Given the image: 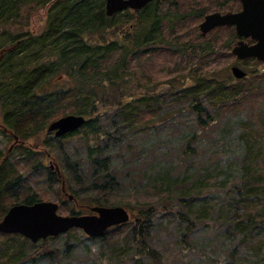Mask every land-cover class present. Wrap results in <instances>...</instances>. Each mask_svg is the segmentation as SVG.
I'll return each instance as SVG.
<instances>
[{
    "label": "trees",
    "instance_id": "16d2710c",
    "mask_svg": "<svg viewBox=\"0 0 264 264\" xmlns=\"http://www.w3.org/2000/svg\"><path fill=\"white\" fill-rule=\"evenodd\" d=\"M192 1L182 0L178 4L172 0L173 5H169L172 9L154 2L134 14L116 12L107 16L105 0H0L1 123L13 138L25 140L45 132L48 124L61 116L76 114L87 118L79 129L57 138L60 142L53 145L58 147L61 140L75 135L86 145L88 167L84 182L89 188L87 194L84 191V203L78 201V192H70L72 178L64 176L66 190L81 206L122 204L131 212L137 211L133 212L130 221L107 229L100 237L101 242L103 239L114 240L105 249L110 253L108 260L111 264H162L164 254L150 249L144 241L147 230L156 226V221L151 219L156 206L146 203L151 201L153 194L163 192L183 202L185 208H192L197 203L194 197L205 196V191L201 192L206 189H198L197 195L181 200L170 185H165V179H171V172L166 171L159 179L148 182L142 191L124 195L118 174L110 172L107 158L102 156L105 145L98 146V142L108 135L91 117L96 109L113 111V117L127 132L147 133L160 124L161 109L167 104L188 109L202 132L216 127L229 133L239 128L241 135L250 141L255 142L252 136L261 139L256 144L258 153H248L242 159L238 174L232 177L234 196L228 200L227 206L230 212L233 211L228 219L232 222L231 231L237 236L236 248L242 259L264 261V68L253 58L242 60L238 63L248 66L246 76L235 81L228 70L230 63L200 75L179 71L186 62L190 63L200 54L209 56L214 46L220 44L230 50L235 43L234 29L227 26L212 30L206 37L198 33L197 27L193 37L189 32L184 37L178 35L174 29L184 26L180 24L187 20L186 17H202L206 12L203 8L197 9V5L196 8L190 7ZM40 8H46V17L44 25L36 30L30 27V21ZM215 8L219 9L217 4L209 5L210 10ZM164 22L175 41H170L165 34ZM220 32L228 33V42L218 35ZM181 37L185 40L180 41ZM171 51L174 54L159 57ZM228 55L232 56L229 52ZM167 59L177 62L169 65L171 62L168 63ZM156 60L165 63L170 70L177 69V73L173 72L165 81L152 79L155 78L153 67ZM200 64H203L202 59ZM225 70L228 72L224 76ZM240 116L243 117L240 121L233 122ZM42 145L53 147L48 139ZM2 150L0 148V219L15 203L31 204L45 200L42 196H46L45 192L40 196L31 192L29 175L25 177L19 173L13 161L8 159L10 156L3 154ZM34 152L20 145L17 157L13 159L15 163L20 160L28 162ZM39 160L34 171L39 170L44 175L45 170L51 177L53 173ZM173 178L177 180V177ZM212 178L205 184L215 182L216 177ZM57 197L61 200L59 190ZM209 202L214 200L204 197L200 201L201 207L193 213L203 216L206 210L208 213L214 211L213 204L207 207ZM67 207L61 203L57 212H86L81 211L80 206L78 212ZM171 212L180 216L178 212L169 211L167 217ZM180 217L183 219V215ZM186 220L188 225L181 228L179 243L181 248L189 249L194 248L186 241L192 222ZM121 238V244L117 245ZM40 241L43 244L45 239ZM25 242L20 234L0 233V264L19 263L26 256ZM36 252L42 256L49 253L45 245ZM139 257L144 258V263L137 259Z\"/></svg>",
    "mask_w": 264,
    "mask_h": 264
},
{
    "label": "rangeland",
    "instance_id": "374dc122",
    "mask_svg": "<svg viewBox=\"0 0 264 264\" xmlns=\"http://www.w3.org/2000/svg\"><path fill=\"white\" fill-rule=\"evenodd\" d=\"M176 1L178 4L182 2V0ZM237 2L236 0H196V2H191L192 6L189 3V6L196 8L195 5H197V9L203 8L206 10L205 13L224 12L227 11L229 4L230 7L238 6ZM215 4L218 5L219 9L210 10L209 5L214 6ZM167 7L172 9L170 6ZM45 17L46 8H40L32 16L30 27L36 30L40 29L44 25ZM185 19L187 20L180 24L184 26L177 27L174 29L175 32L182 37L189 32L193 37L194 29L197 27L200 34L198 24L202 17L197 16L192 19L186 17ZM163 25H166L164 30L169 40L175 41V37L172 31L168 30L167 24L164 22ZM218 35L227 40L228 33L220 32ZM182 37L179 39L180 41L185 40ZM211 50L209 56H204L207 53L200 54L193 58L190 63L186 62L183 68H179V71L200 75L207 71L222 68L228 63L231 65L234 62L235 56L232 55L231 49L227 50L226 47L218 44ZM228 52L232 56H229ZM170 54L174 53L171 51L159 57L164 58ZM215 54L220 56L214 58ZM155 57L158 58L157 55ZM201 59L203 64H200ZM209 59L214 60L210 63ZM167 60L168 63L171 62L169 65L176 61ZM155 63L156 65L153 67L155 78L152 79L159 81L164 79L163 81H165L169 75H173V72L177 73V69H168L166 64L160 60H156ZM168 67L170 68V66ZM240 67L244 70L248 69L247 65H240ZM228 70L223 71L222 74L225 76ZM152 83L151 80L150 85ZM164 91L165 88L162 89V92ZM184 108V106L179 108L178 104L164 106L161 109L162 116L160 115L158 119L160 124L147 133L127 132L123 124L113 117V111L96 109L95 114L91 117L96 119L100 130L106 131L108 135L107 138L104 137L98 142V146L103 147L105 145V152L102 156L107 158L106 164L110 172L113 171L118 174L119 182L124 188V195L133 191H142L148 182L159 179L160 174L166 173V171L171 172V179H165V185H170L171 190L176 191L181 200H188L191 196L197 195L198 189H206L201 192L203 194L205 191V196L203 194V196L194 197V202L197 203L192 208L191 206L185 208L183 202L180 200L179 202L176 197H171L169 194L163 192L153 194L150 197L151 201L146 204L156 206L153 217H151L156 221V226L147 230L144 237L146 245L150 249L164 254L162 264H264V261L258 258H252L249 262L244 261L242 255L238 253L239 249L236 248L238 239L231 231L232 222H229L228 219L233 211L230 212L227 206L228 200L234 196L231 184L235 181L232 177L238 174L242 159L248 153L252 151L258 153L259 146L256 144L260 143L261 139L252 136L255 142L250 141L245 138V135H241L239 128L232 129L229 133L223 132L224 130L220 131L216 127L202 132L194 122V115ZM242 118V116L237 117L233 119V122H238ZM75 136L61 140L58 147L53 145V143L57 144V138L53 133L47 131L30 139H18L14 143L13 136L6 132L3 133L0 127V147L4 149V151L2 150L3 154L10 156L8 159L13 161L19 173L25 177L29 175L27 178L31 192L38 196L45 192L46 196H42L45 200H58L56 192L59 190L60 184L53 183L51 178L49 180V175L45 170L42 169L45 172L44 175L39 170L34 171V165H38L39 159L46 169L49 168L48 163L52 160L53 166H56L57 171H61L62 176L66 175V178H72V182H74L71 191L70 189L69 191L78 192V201L84 203L82 199H85L89 188L88 184L84 182V173L88 167L85 161L86 145ZM47 139L52 143V148L42 145ZM128 144L130 148L127 147ZM20 145L35 151L34 157L30 158L28 162H21L20 160L15 163L14 159L17 157V150ZM187 145L189 146L185 151ZM47 152L50 157L46 155ZM173 177H177V180ZM212 177H216L215 182L205 184L210 178L211 180L214 179ZM180 181H183V184H180ZM204 197L214 200L213 203L209 202L207 206L213 204L214 211L208 213L206 210L203 216L195 215L193 211H197L201 207L200 201ZM63 203L68 205L67 208L76 207L75 202L68 201L66 198ZM127 209L129 210V208ZM221 209L222 213L218 214ZM169 211L180 213V216L183 215V219L173 215L172 212L167 217ZM133 212L136 213L137 211H130L131 217H133ZM171 217L172 219H170ZM186 218L192 222L186 241L194 248L189 249L181 248L182 245L179 243L181 240L180 230L188 225ZM75 230H69L55 237H48L43 244L41 241L31 242L26 239L24 244L26 256L17 264H111L108 260L110 253L105 249L112 245L114 241L112 238L103 239L101 242L100 237L91 238L80 229L76 228ZM122 239L118 241L117 245L121 244ZM43 245L49 251L44 256L36 252ZM234 248L236 249L233 250ZM137 259L144 263V258L139 257Z\"/></svg>",
    "mask_w": 264,
    "mask_h": 264
},
{
    "label": "water",
    "instance_id": "95a60500",
    "mask_svg": "<svg viewBox=\"0 0 264 264\" xmlns=\"http://www.w3.org/2000/svg\"><path fill=\"white\" fill-rule=\"evenodd\" d=\"M152 0H105V14L126 8L140 9ZM241 9L236 12H212L205 15L199 24L201 35L217 26H233L239 38L231 52L239 60L256 58L264 66V0H238ZM254 41L248 43L244 39ZM232 75L242 78L245 71L238 65L231 66ZM86 122L82 115L67 114L53 120L47 127L55 137L73 132ZM53 167V164L50 163ZM64 184V182H63ZM73 198L69 194V199ZM58 204L50 200H38L34 203H16L8 208L0 220L1 233H18L31 242L47 237H54L69 229H80L88 237H99L112 226L125 223L129 213L123 206H89L91 213L66 214L57 213Z\"/></svg>",
    "mask_w": 264,
    "mask_h": 264
},
{
    "label": "flooded vegetation",
    "instance_id": "af4514ba",
    "mask_svg": "<svg viewBox=\"0 0 264 264\" xmlns=\"http://www.w3.org/2000/svg\"><path fill=\"white\" fill-rule=\"evenodd\" d=\"M154 2H156L157 5H161L163 8H166L167 6H169L170 4H172V3H171L172 0H152V1L148 2L146 5H148V4H150V3H154ZM237 4H238L239 6H233V7H231V9H228L227 11H238V10L241 8V4H239L238 2H237ZM146 5H145V6H146ZM145 6H143V7L140 8V9L126 8V9H124V10L118 11L117 14H118V13H122V12H123V13H124V12H127V13H129V14H134L136 11H140V10H142ZM227 6L230 7L231 5L229 4V5H227ZM202 16H203V15H202ZM196 24H197V23H196ZM198 25H199V24H198ZM233 29H234V28H233ZM234 36H235V43H236V42L239 40V38L235 35V32H234ZM245 40H249V39L246 38ZM0 127H1L2 130H5L6 133H8V134L11 135V133L8 132V131L3 127V125H0ZM17 141H18L17 137H14V143H16ZM56 141H59V142H60L59 139H57ZM3 151H4V149H3ZM46 155L50 157V154H49L48 152L46 153ZM50 160H51V159H50ZM51 161H52V160H51ZM51 163H53V161H52ZM53 164H54V163H53ZM48 166H49V170H50V172L53 173V175H52L51 177H49V180H50V178H51L53 183L57 182V183L60 184V186H59V191H60V194H61V200L58 198V200L56 201V202L58 203V205H60L61 203H63V201L65 200V198L68 199V200H70V201L75 202V197L69 199V195H68V194H69L70 192H68V191L66 190L65 181H64V176H62L61 171H57L55 165H54L53 167H51V166H50V161H49V163H48ZM63 182H64V184H63ZM56 193H58V191H57ZM77 203H78V201H77ZM75 206H76V207L80 206L81 211H82L83 209H84V210L86 209V207H84L83 205L81 206L79 203H78V204H75ZM86 212L89 213V211H87V210H86ZM82 213H83V212H82ZM82 213H81V214H82Z\"/></svg>",
    "mask_w": 264,
    "mask_h": 264
},
{
    "label": "bare ground",
    "instance_id": "6f19581e",
    "mask_svg": "<svg viewBox=\"0 0 264 264\" xmlns=\"http://www.w3.org/2000/svg\"><path fill=\"white\" fill-rule=\"evenodd\" d=\"M71 210H72V211H75V212H78L77 207H74V206L71 207Z\"/></svg>",
    "mask_w": 264,
    "mask_h": 264
}]
</instances>
